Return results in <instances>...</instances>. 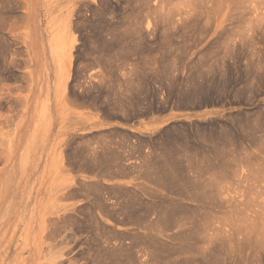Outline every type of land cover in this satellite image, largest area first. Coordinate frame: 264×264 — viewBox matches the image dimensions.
<instances>
[{
	"label": "rangeland",
	"instance_id": "374dc122",
	"mask_svg": "<svg viewBox=\"0 0 264 264\" xmlns=\"http://www.w3.org/2000/svg\"><path fill=\"white\" fill-rule=\"evenodd\" d=\"M233 1L0 0V152H2L0 153V264H71L73 259L76 264L77 262L78 264L92 263L91 256H88L89 254H87L86 250L93 245V241L90 242V237L93 236L92 233L94 231L87 229L88 227L86 229L78 227L77 223L74 224L72 223L73 221H70L69 216H72V220L76 214L78 215L76 217L82 220L79 223L81 224L84 221L82 224L87 225V207L93 199V194L88 193L87 184L89 182L95 183L98 179L90 181L87 175H81L78 180L72 177L69 179L67 176L59 175L58 173L63 163V156L54 124L58 119L62 118L61 107H65L66 95L69 98L86 103V105L97 101L95 103H98L97 107H107L110 103V107H114L116 111L121 109L123 101L125 105H130L132 102L131 106L133 105L134 107H148L149 105L146 102L151 101L154 105L156 104L155 107H161V109L162 107L193 108L204 106L223 107L225 109L222 115L191 122L187 127L189 126L192 131L199 125H209L210 121L232 125L231 122L237 118L241 120L244 118L245 120L246 116H250L256 110L264 111V0H257L259 2L257 6L258 2L256 0L252 1H256V3L254 2L255 5L250 3L251 0ZM31 3L34 4L38 11V25L34 27L30 16ZM132 4L135 8L132 7L136 10L131 7ZM255 7L260 8L263 12ZM128 10L129 12H127ZM138 11H141L140 14H138ZM123 14H126L125 17ZM130 14L132 15L130 16ZM134 18L136 19L134 20ZM32 27V33L39 46L40 65L38 67V76L40 82L38 90L41 91V104L38 111L31 118V115H28L30 114L27 111L28 107H26L27 99L35 93L37 88L34 86L33 80V71L36 68L35 62L30 44L27 42V35L31 32ZM67 59L70 61V76L64 90V85L61 83L64 76L60 70ZM167 60L168 62H166ZM217 66L220 68H217ZM136 68L137 70L134 71ZM191 73H194L193 76ZM206 77L207 80L205 81ZM218 78L231 79L227 83L226 91L224 90L225 99H227L224 103L203 102L204 104L201 103V106L200 103H193L198 102L196 98H193L192 102L188 99H182L191 91L199 93L201 89L203 90L202 93H217V84L222 81ZM128 79H133L136 86L132 85L127 92L125 89L123 90L125 86L121 87L122 84L126 85ZM214 80L216 81L214 82ZM198 81L199 83H201L200 81L204 82L203 85L205 86L201 83L203 87L199 89V83L198 86L196 83ZM139 82L142 84L140 85ZM110 87L112 88L111 90H109ZM251 91L256 95L249 98L247 94H251ZM235 92H247L244 94L247 98H238L235 96L237 94ZM114 94L119 97L114 96ZM110 96L117 99H112ZM128 96L131 97V100L126 98ZM154 97L157 99L155 100ZM149 98L150 100H148ZM93 99L96 100L94 101ZM115 100L119 101L120 104ZM51 107H57L56 111ZM125 109L123 108L122 110ZM28 116L29 122L23 130L24 143L18 145L12 155L11 142L16 136L20 125ZM198 138L199 136L195 132L191 139L192 143L195 142L193 146H196V148L193 147V150L194 148L195 150L199 149L200 144L202 145L201 147L203 145L207 146L205 141H202V143L201 139ZM254 143L256 147L251 144L250 148L252 147L254 151H259L257 152L259 153V160L258 158H253L250 161L255 163L257 160V164L258 161H262L260 156L264 154V147H261L264 146V139ZM75 146L77 147L74 148V153L77 152L76 156L79 154L77 157L74 155L77 160H80V157L82 160L84 157V163L88 161L87 144L80 143ZM188 147L187 145V154H189L187 152ZM70 149L71 145H68L69 152ZM77 149L80 151L78 150V152ZM190 149L189 151L191 152ZM251 163L244 161L242 162L244 165L237 168V164L233 166L228 161L225 165V170L228 169L227 166L231 168L226 171L228 172V179L225 178V184L220 181L221 184H219L215 181L220 189L217 186L212 187L215 183L208 187L211 190L215 188L213 189L215 191L212 190L213 197L211 196L213 202H221L215 200V198L220 199L219 194L223 203L226 201V203L228 201L235 203L240 201V203L242 202L241 204H246L247 202L248 210H245L244 216L240 214L243 218L237 215V218L233 217V219L236 218L235 220L230 219V221L233 220L231 222L224 220L223 217L219 224L215 221L218 231L221 232L210 230L209 236H212V239L213 235H216L217 238L214 236L216 242L215 240L211 242V239L203 240L200 245L205 247L200 248V245L197 244L200 249L197 246V249L195 248L196 251L194 252L193 250L191 252L192 255H190H199L197 260L195 256L192 262L187 261V263L182 259V257L185 258L188 255L186 254L178 262L180 261L183 264V260L184 263L186 262L185 264H207L204 255L201 256V249H205L203 250L204 253L208 248H213L210 250H212L213 254H216L215 256L218 260H221L218 264H223V262L224 264H258L253 262V258L256 257L253 256L255 251L259 254L258 256L264 257L263 250H261V255L253 247L254 245H251L253 243L252 239L258 238L261 240L264 238V232H262L264 228L261 226L264 223V217L261 218L264 215L262 213L264 212L262 209L264 207V204L262 205L264 198L263 194H261L264 193V167L260 163L257 165L252 164L253 166L250 165ZM258 165L261 174L257 172L258 174L255 175L257 179L255 176L252 178L251 171L258 169L254 167ZM235 166L238 172L234 170L232 173ZM250 173L251 176H249ZM237 174L238 176H236ZM259 175H263V177L261 176L262 180H260L261 184H259L260 182L257 183L258 179H261V177L258 178ZM237 177L241 178V180ZM246 180H248V183ZM100 183L102 186L104 185L102 181ZM256 184L263 187H257ZM146 185H139V189H143L142 187L145 186L144 189L147 190L150 188L161 190L156 185L148 184V188ZM222 185L225 186L223 187ZM256 187L258 191L261 188L257 193H259L260 197L262 195L261 198L263 200L256 196ZM216 188L219 190L218 192ZM72 189L73 191L71 192ZM144 189L139 191L144 193L146 191ZM214 192L219 193L216 194L218 197H215ZM252 194H255L257 200H261L260 205L263 206H261L262 208L260 207L261 210L258 208L259 205H256V203L259 204L260 202H257L254 198L255 196L252 197ZM119 199L122 200V198ZM113 200H116V198L111 197L109 199L108 197V203H112ZM212 200L210 201L212 202ZM254 200L256 203H254ZM192 201L191 203H198V201ZM251 202L252 204L250 205L249 203ZM244 208L246 209L247 207ZM254 210L255 212L256 210L262 211L263 215L259 213L258 216L260 215V218H258L256 215L258 212L253 213L252 211ZM223 213L219 212L221 215H225L228 212ZM255 218H257L256 221ZM257 221L259 223L262 221L259 226L256 225L258 224ZM69 223H71V226ZM133 224L123 222L116 224L114 228V233L119 234L116 235L115 239H112L111 245H114L116 249L118 248L117 250L124 251L122 253L131 249L132 251L134 249L138 251L143 246H133V231L138 227L137 224ZM65 225L68 227L67 229H65ZM173 232V229L169 231L170 234ZM261 233L263 236H260ZM117 236L118 239H116ZM119 236H121L120 239ZM219 238L223 239L219 241ZM249 238L251 241L247 240ZM227 239L230 240L228 241ZM222 240H224L225 244L221 245V247L225 246L222 248L223 251H221L222 249L219 245ZM206 242L210 243L207 244ZM122 248L124 250H121ZM217 251L218 253H216ZM141 254L142 252L140 251L138 255L141 256ZM87 256L90 258H87ZM142 258L145 260V256ZM256 258L258 259V257ZM259 264H264V262H259Z\"/></svg>",
	"mask_w": 264,
	"mask_h": 264
},
{
	"label": "bare ground",
	"instance_id": "6f19581e",
	"mask_svg": "<svg viewBox=\"0 0 264 264\" xmlns=\"http://www.w3.org/2000/svg\"><path fill=\"white\" fill-rule=\"evenodd\" d=\"M230 1V0H229ZM233 1V0H232ZM234 1H237V0H234ZM233 1V2H234ZM253 0H251L250 1V3H252V4H254V2L256 3V1H254V2H252ZM128 2H130V1H128ZM225 2V1H224ZM249 2V1H248ZM258 2V1H257ZM132 3V2H131ZM223 3V2H222ZM226 3V2H225ZM227 3H228V1H227ZM235 3H237V2H235ZM129 4V3H128ZM142 4H143V2H142ZM141 4V5H142ZM252 4H250V5H252ZM259 4V2L256 4V6ZM255 5V4H254ZM254 5H252V6H254ZM134 7V5L132 4L131 5V7ZM248 6V5H247ZM132 7V8H133ZM135 8V7H134ZM133 8V9H134ZM256 9H260V8H258V7H255ZM255 9V10H256ZM134 10H136V9H134ZM138 10V9H137ZM261 10V9H260ZM259 11V10H258ZM127 12H129V10L127 11ZM126 12V13H127ZM137 12V11H136ZM139 12V11H138ZM141 12V11H140ZM140 12L138 13V14H140ZM256 12V11H255ZM261 12H263L262 10H261ZM123 13H125V12H123ZM257 13V12H256ZM259 13V12H258ZM264 13V12H263ZM104 14V13H103ZM107 14V13H106ZM146 14V13H145ZM124 15V14H123ZM122 15V16H123ZM126 15V14H125ZM125 15H124V17H125ZM132 14H130V16H131ZM137 15V14H136ZM135 15V16H136ZM142 15V14H141ZM240 15V14H239ZM242 15V14H241ZM30 16H31V20H32V25H33V27L34 26H36V25H38V11H37V8L34 6V4H32L31 3V6H30ZM135 16H133V17H135ZM137 16H139V15H137ZM244 16V15H243ZM255 16V15H254ZM262 16H263V14H262ZM127 17H129L128 15H127ZM127 17H126V19H127ZM257 17V16H256ZM258 17H260L259 15H258ZM257 17V18H258ZM125 19V20H126ZM136 18H134V20H135ZM263 19V18H262ZM132 23V22H131ZM111 24V23H110ZM106 25H108V24H106ZM33 27H32V29H31V32L29 33V35H27V42L30 44V48H31V52H32V55H33V59H34V62H35V70L33 71V75H34V77H33V80H34V86H36L37 88H36V91H35V93L29 98V99H27V106L26 107H28L27 108V111H28V113H30V114H28L29 116L31 115V118L35 115V113L38 111V108H39V105L41 104V98H40V95H41V91L40 90H38L39 88H38V86H39V82H40V78H39V76H38V67H39V65H40V55H39V50H38V43H37V40L34 38V34L32 33V30H33ZM105 28H107V27H105ZM251 39H252V37H251ZM3 41V40H2ZM6 42V41H5ZM7 44V43H6ZM5 45V44H4ZM8 46V45H7ZM127 47V46H126ZM125 47V48H126ZM131 47V46H130ZM4 48H5V46H4ZM132 48V47H131ZM126 50V49H125ZM129 51H130V49H129ZM111 53H113V52H111ZM106 55H108V54H106ZM107 57V56H106ZM110 58V57H109ZM106 59V58H105ZM112 61V60H111ZM148 61V60H147ZM108 62V61H107ZM166 62H168V60L166 61ZM148 64H150V63H148ZM212 64H214V63H212ZM217 64V63H216ZM259 64V63H258ZM137 65V64H136ZM145 65V64H144ZM163 65V64H162ZM215 65V64H214ZM148 67V66H147ZM165 67V66H164ZM140 68V67H139ZM138 68V69H139ZM144 68V67H143ZM142 68V69H143ZM162 68V67H161ZM215 68H216V66H215ZM217 68H220V67H218L217 66ZM222 68V67H221ZM141 69V68H140ZM147 69V68H146ZM168 69V68H167ZM137 70V68L134 70V71H136ZM152 70V69H151ZM61 73L63 72V76H64V78H62V80H61V83H63V85H64V90L66 89V85H67V81H68V79H69V74H70V61H68V59H67V61L66 62H64V66L61 68ZM133 71V70H132ZM133 71V72H134ZM139 71H141V70H139ZM168 71V70H167ZM170 71V70H169ZM168 71V72H169ZM112 72V71H111ZM170 72H172V71H170ZM223 72V71H222ZM135 73V72H134ZM225 73V72H224ZM138 74V73H137ZM192 74V73H191ZM194 74V73H193ZM193 74H192V76H193ZM241 74V73H240ZM243 74V73H242ZM226 75V74H225ZM264 75V74H263ZM200 76V75H199ZM167 77V76H166ZM202 77V76H201ZM200 77V78H201ZM215 77V76H214ZM220 77V76H219ZM249 77V76H248ZM261 77H263V76H261ZM60 78H61V76H60ZM135 78V77H134ZM139 78H141V77H139ZM197 78V77H196ZM205 78V77H204ZM216 78V77H215ZM236 78H237V76H236ZM254 78V77H253ZM192 79V78H191ZM202 79V78H201ZM218 79H220V78H218ZM255 79V78H254ZM260 79V78H259ZM263 79H264V77H263ZM195 80V79H194ZM199 80V79H198ZM207 80V77H206V79H205V81ZM220 80H222L221 82H218V90H217V93H207V92H205V93H202V87L203 86H205V85H203L204 84V82L202 83V81H200L201 83H202V85H201V83H199V81L198 82H196L197 83V86H198V83H199V86H198V88L199 89H201L200 91L201 92H199V93H197V92H195V91H191L189 94H186V96H184V98H182V99H188V100H191V102L194 100L193 98H196V99H198L197 101L198 102H193V103H200V105H201V103H209V102H219V103H224L227 99H225V97H226V94H224V90L225 89H227V83L228 82H230L231 81V79L229 78V79H226V78H224V79H220ZM230 80V81H229ZM237 80V79H236ZM129 81V82H128ZM175 81H176V79H175ZM174 81V82H175ZM197 81V80H196ZM210 81V80H209ZM216 80H214V82H215ZM241 81V80H240ZM253 81H255V80H253ZM128 82V83H127ZM127 82H126V85H123L122 84V87L121 88H123V86H125V88H123V90L125 89V91H127V90H130V87H132V85H134V80L132 79H128L127 80ZM141 82V81H140ZM139 82V83H140ZM145 82V81H144ZM174 82H173V84H174ZM208 82V81H207ZM258 82V81H257ZM263 82V81H262ZM139 83H138V85H139ZM176 83V82H175ZM246 83V82H245ZM256 83V82H255ZM260 84H261V82H259ZM106 84V83H105ZM142 83H140V85H141ZM192 84V83H191ZM210 84H211V82H210ZM213 84V83H212ZM229 84H231V83H229ZM263 84V83H262ZM137 85V86H138ZM139 85V86H140ZM145 85V84H144ZM154 85V84H153ZM171 85H172V83H171ZM189 85V84H188ZM240 85V84H239ZM107 86H108V88H109V85L107 84ZM106 86V87H107ZM136 85H134V87H135ZM186 86V85H185ZM195 86V85H194ZM112 87V86H111ZM110 87V89L109 90H111L112 88ZM141 87V86H140ZM174 87V86H173ZM248 87V86H247ZM142 88V87H141ZM185 88V87H184ZM183 88V89H184ZM208 88H209V86H208ZM252 88V87H251ZM250 88V89H251ZM118 89H120V88H118ZM133 89V88H132ZM135 89V88H134ZM154 89V88H153ZM181 89V88H180ZM186 89H187V86H186ZM198 89V90H199ZM245 89H246V87H245ZM249 89V88H248ZM114 90V89H113ZM121 90V89H120ZM150 90H151V88H150ZM149 90V91H150ZM242 90V89H241ZM252 90V89H251ZM116 91V90H115ZM125 91H123L124 93H125ZM181 91V90H180ZM186 91V90H185ZM188 91V90H187ZM189 91H190V89H189ZM226 91V90H225ZM239 91V90H238ZM245 91V90H244ZM248 91V90H247ZM109 92H111V91H109ZM117 92V91H116ZM128 92V91H127ZM147 92V91H146ZM183 92V91H182ZM114 93V92H113ZM123 93V94H124ZM150 93V92H149ZM148 93V94H149ZM178 93H181V92H178ZM235 93H237V92H235ZM234 93V94H235ZM245 93H247V92H238L237 94H235V96L236 97H238V98H245L246 96L244 95ZM100 94V93H99ZM106 94V93H105ZM104 94V95H105ZM110 94H112V93H110ZM147 94V95H148ZM234 94H233V96H234ZM91 95V94H90ZM113 95V94H112ZM111 95V96H112ZM116 94H114V96H115ZM120 95V94H119ZM138 95H139V93H138ZM150 95V94H149ZM152 95V94H151ZM173 95V94H172ZM248 95V97L250 98H252V97H254L256 94L255 93H253L252 91H251V94H247ZM110 96V97H111ZM116 96H118V95H116ZM134 96V95H133ZM132 96V97H133ZM232 96V95H231ZM119 97V96H118ZM129 97V98H128ZM128 97H126L128 100L131 98L130 96H128ZM149 97V96H148ZM158 97V96H157ZM183 97V96H182ZM228 97V96H227ZM94 98H97V97H94ZM107 98H108V96H107ZM112 98V97H111ZM159 98V97H158ZM247 98V97H246ZM245 98V99H246ZM112 99H117V98H112ZM122 99V98H121ZM139 99V98H138ZM154 99L156 100L157 98H155L154 97ZM195 99V100H196ZM60 100V99H59ZM94 100V99H93ZM96 100V99H95ZM94 100V101H95ZM109 100V99H108ZM123 100V99H122ZM122 100L120 101V99H119V101L120 102H122ZM131 100V99H130ZM137 100V99H136ZM148 100H150V98L148 99ZM153 100V99H152ZM167 100V99H166ZM166 100H165V102H166ZM111 101V100H110ZM114 101V100H113ZM115 101H117V100H115ZM119 101H117V102H119ZM138 101V100H137ZM141 101V100H140ZM159 101V100H158ZM168 101V100H167ZM183 101V100H182ZM185 101V100H184ZM187 101V100H186ZM91 102V101H90ZM97 102V101H96ZM95 102V103H96ZM100 102H101V100H100ZM120 102H119V104H120ZM124 102V101H123ZM122 102V107H126V109H128V108H131V107H133L134 108V106L132 105L131 106V104H132V102H131V104L130 105H125L124 103ZM130 102V101H129ZM143 102V101H142ZM141 102V103H142ZM179 102V101H178ZM177 102V103H178ZM190 102V103H191ZM127 103V102H126ZM149 106L148 107H154V108H156L157 109V106L155 107V105H154V103L153 102H151V101H149V102H146ZM186 103V102H185ZM189 103V104H190ZM203 103V104H204ZM83 104V103H82ZM86 104V103H85ZM124 104V105H123ZM145 104V103H144ZM158 104V103H157ZM176 104V103H175ZM192 104V103H191ZM190 104V105H191ZM95 105H98V103L97 104H95ZM114 105V104H113ZM116 105V104H115ZM194 105V104H193ZM199 105V106H200ZM105 106H107V105H105ZM117 106V105H116ZM142 106V105H141ZM198 106V105H197ZM202 106V105H201ZM97 107V106H96ZM108 108L110 107V103H109V106H107ZM263 107V106H262ZM100 108V107H99ZM107 109V108H106ZM136 109V108H135ZM144 109V108H143ZM155 109V110H156ZM108 110V109H107ZM152 110V109H151ZM112 111V110H111ZM122 111V110H121ZM126 110H124V112H125ZM128 111H130V109H128ZM150 111V110H149ZM158 111V110H157ZM103 112H104V109H103ZM109 113H110V111H108ZM140 112V111H139ZM143 112V110L140 112V113H142ZM154 112V111H153ZM156 112V111H155ZM99 113H102L101 112V110L99 111ZM104 113H107L106 111L104 112ZM132 113V112H131ZM130 113V114H131ZM111 114V113H110ZM109 114V115H110ZM112 114H113V112H112ZM126 114V113H125ZM134 114V112L131 114V115H133ZM127 115H129V114H127ZM127 115L126 116H124V117H127ZM29 116L28 117H26L25 118V121L20 125V127H19V130H17V134H16V136L13 138V141L11 142V153H12V155H13V153H14V151L16 150V147L18 146V145H21L22 143H24V129H25V126H27V124H28V122H29ZM116 116V115H115ZM111 117H113V116H111ZM123 117V118H124ZM247 118H245V120H244V118H243V120H241V119H239V118H237V119H235L233 122H231L232 123V125L230 124L229 125V123H220V122H214V121H210V123H209V125H206L205 124V126L204 125H199V126H197V127H195L194 129L196 130H194L196 133H197V135L199 136V138L198 139H201L200 141L202 142H206L207 143V146L205 145H203V147H201L202 145L200 144V143H198V144H200L199 145V149H196L195 150V148H196V146H193V144H195V142H193L192 143V138H193V136H194V134H195V132L194 131H192V130H190V128L189 127H187L185 124H184V126H186V127H184L182 124L180 125V126H183V130H182V132H181V134L183 135V137H184V135H185V137L183 138V140H186L187 142L185 143V145L188 143L189 145V147H188V150H187V152H189V154H187L186 153V148H184V151H185V153H184V151H183V146H180V148H179V150L181 149L182 151V154L185 156L186 154V157H184V156H182L181 154V156L180 157H184V158H179V157H177L178 155H179V150L178 149H176V150H173L174 149V147H173V153L171 152V154H175L176 153V155L174 156V155H171L170 154V156H174V158L173 157H168L167 155H169V152H170V149L172 148H170V147H168V148H170V149H168L167 147V150H169V152H166L165 151V148L163 149L162 147H161V143H160V141L162 142V141H165L166 139H160V137H159V140L160 141H158V143H160L159 145H160V147H156V146H158V143L157 144H155V146H154V141L152 142V146L153 147H156V148H159L160 150L162 149V151H160V150H158L157 152L159 153H157L156 152V154H157V156L159 157L158 159L160 160V157L162 158L163 156V151H164V155L166 154V153H168V154H166V156H164V158H165V160H166V158H172V159H168V160H166L167 162H168V166H166L165 167V165H160V162L161 161H159V163H158V165L157 164H155V165H157V168H156V170L157 171H159L158 173H157V176H155V177H149V178H151V180L148 178V175H150L149 174V172H148V168L146 169L145 168V166H146V164H144L142 161H140V162H142L145 166L143 167L144 169L143 170H147L146 172L144 171V173L146 174V176H145V174L142 172L143 170H141L140 172H142V174H144V176L146 177V180H148V181H150L151 183L153 182V183H156V182H154V180L155 181H157V179H158V184H159V186H164V188H166L165 186H167L166 185V182H168L167 184H170V185H172V186H170V187H172V188H169V189H171V191H170V193L169 194H167V193H163L162 191H160V190H155L154 188H150L151 190H147V189H144L145 188V186L144 187H142L143 189H144V191L145 190H147L146 191V194L148 193V195H149V193L152 191V189H153V191L155 190V193L157 194H155L157 197L159 196L160 198V200L161 201H163L162 203H155V202H157V201H154V203L153 202H150L149 201V198H147V200L149 201H147L146 200V198H144L145 200H143V198H141V197H144V196H142V193H141V201H140V198H138L139 196H140V192L138 191V190H136V191H134L135 189H130V188H128V189H130V190H133V191H125L124 190V192H123V189H122V191H118L116 188V186H117V184H113V187H114V185H116L115 187L116 188H113L112 187V189L110 190V188H111V185H109L110 186V188L108 189V188H106V187H104V185L102 186V184L100 183L101 181H102V179H101V176L100 175H102L103 176V174H104V176H105V172H103V170L105 171V170H107V168L108 169H110L109 168V165H107L106 167H105V165H104V167L106 168V169H103L102 170V172H100L99 170V173H98V176H100V178H98V180L95 182V183H88L87 185H88V193L90 194H93V199L90 201V203H89V205H88V207H87V215H86V217H88L87 219H88V221H86V222H88L89 223V225H88V223H86L87 225H83L82 223L84 222H81V224L79 223L80 222V220L76 217V216H78V215H74L75 216V218H73V219H75V220H71V217L72 216H69L70 217V221L72 222V223H74V224H76L77 223V225H78V227L80 226V227H84V229H86L87 227V229H90V230H92V231H94L93 233H92V235L93 236H91L90 237V239H91V241L90 242H92L93 241V245L92 246H90L89 247V249L88 250H86L87 251V254H89L88 256H91V258L90 257H88L87 256V258H90V259H92L91 260V262L92 263H90V264H181L180 263V259H181V257L182 256H184V255H186V254H188V255H186L185 256V258L184 257H182V259H184V261H190V262H192V260L194 259V257L196 256V260H197V256H199V255H197V254H195V255H193V256H190V255H192L191 254V252L194 250V252L196 251L195 250V248L197 249V246H198V249H200V248H203V247H205V246H201L200 244L201 243H203L202 241L203 240H205V241H207L206 239H211V237L209 236L210 235V233H209V231L210 230H216V231H218V228L216 227V225H217V223L219 224V221H222V219L224 218V220H228V221H230V219L232 218L233 219V217H238L240 214H244L245 215V210L247 211L248 210V203L246 202V204H241L240 203V201H237V203H235V202H232V201H228V203L230 202V204H228V203H223L222 202V199H221V197H220V194L219 193H216V192H214V195H215V197L217 196L216 194H219V198L220 199H217V198H215V200H219V201H221V202H213V200L211 199V196L213 195V191H215V190H213V189H215V188H213L212 190L210 189V188H208V187H211L212 185H213V183H215L214 184V186H212V187H218V185H216L217 183H219V184H221V183H223V184H225L224 183V181H225V178H227L228 177V172H226L227 170H230V168L231 167H229V166H227L228 167V169L227 170H225L226 169V167H225V165L227 164V162L229 161V162H231L232 163V165L234 166L235 164H237L238 166H237V168H239V167H241V165H244V164H242V162H244V161H247V162H250L251 163V161L250 160H252L253 158H255V159H257L258 158V160H259V157H258V154L259 153H257V152H259V151H257V150H255L254 151V149L251 147L250 148V146H251V144H254L253 146L254 147H256V145H255V143L254 142H256V141H262L263 139H264V111L263 110H256V111H254V112H252V114L250 115V116H246ZM220 124V125H219ZM219 125V126H218ZM195 126H196V124H195ZM173 127H175V126H173ZM178 127V126H177ZM217 128H219L218 130H217ZM166 129V128H165ZM178 129H179V127H178ZM178 129H175V131H176V133L178 132L179 133V131L181 130H178ZM192 129V128H191ZM170 130H172V128L170 129ZM23 131V132H22ZM107 131V130H106ZM109 132L110 131H112V130H108ZM107 131V132H108ZM162 131V130H161ZM169 131V130H168ZM174 131V130H173ZM183 131H184V134H183ZM108 132V133H109ZM116 132H117V130H116ZM118 132H120V130L118 131ZM152 132V131H151ZM171 132V131H170ZM100 133V132H99ZM103 133H104V131H103ZM102 132L100 133V134H103ZM163 133L164 132H161V134L160 135H162V138H163ZM167 133H169V132H167ZM167 133H165L166 135H168ZM95 134H97V133H95ZM94 134V139L95 138H100L101 137V141H98V144L100 143V145H102V139L105 137H108L107 135H101V136H99L98 134H97V137H96V135ZM113 135V133H111L110 132V135ZM125 134H127V133H122V135H124V136H126V137H128L129 135H125ZM131 134H132V132H131ZM171 134H172V132L170 133V136H171ZM173 134H174V132H173ZM180 134V133H179ZM137 135V134H136ZM165 135V136H166ZM177 135V134H176ZM175 134H174V136L173 137H171L172 139L176 136ZM102 136H104L103 138H102ZM116 136V137H115ZM117 136L118 135H115L114 134V136L113 137H111L110 138V136H109V140L111 139H115V138H117ZM143 136V135H142ZM126 137H125V143L124 144H122V145H124L123 147H125L126 148V151H129L130 150V147H129V150L127 149L128 147H127V144H126ZM130 137V136H129ZM177 137H180V136H177ZM144 138V137H143ZM156 137H154L153 139H155ZM166 138H168V137H166ZM185 138H187V139H185ZM195 138V137H194ZM196 138H197V136H196ZM91 139H92V137H91ZM120 139V138H119ZM123 139L121 140L122 142H124L123 141ZM130 139H132V138H130ZM129 139V140H130ZM149 139V138H148ZM147 139V140H148ZM171 139V141L170 140H168V142L170 141V143L171 142H173L175 139H176V137L174 138V140H172ZM179 139V138H178ZM178 139L177 140H175L177 143H174V145L176 144V146H177V144L179 145V143H181L180 142V139H179V141H178ZM182 139V138H181ZM203 139V140H202ZM107 141V138H106V142L104 141V139H103V142H104V144L106 143V144H109L108 142H110V141ZM117 140V139H116ZM128 140V139H127ZM146 140V141H147ZM158 140V139H157ZM85 141V140H84ZM86 141H87V143H88V139H86ZM92 142H94V140H91ZM114 142H115V140H113ZM120 141V140H119ZM141 141V140H140ZM145 141V142H146ZM167 141V140H166ZM199 140H198V142H200ZM95 142H97V141H95ZM113 142V143H114ZM130 142V141H129ZM143 142V141H142ZM141 142V143H142ZM149 142V141H148ZM157 142V141H156ZM185 142V141H184ZM202 142V143H203ZM91 143V142H90ZM164 143V142H163ZM162 143V146L163 145H165V144H163ZM208 143H210V144H208ZM259 143H261V142H259ZM83 144H86V143H83ZM92 144H94V143H91V144H88V146L89 145H92ZM118 144H120L121 145V143L119 142V143H117V145ZM126 144V145H125ZM144 144H146V143H144ZM167 144H169V143H167ZM198 144H196L197 146H198ZM97 145V144H96ZM95 145V146H96ZM112 145L113 144H110V146L111 147H105L106 145H104V146H99V147H101V149H103V147H105V149H106V151L104 150L103 151V155H105V152H106V154H108L109 156L108 157H113V153H111V152H114V150H115V147L113 148L114 150H111L112 149ZM117 145H116V147H117ZM119 145V146H120ZM143 145V144H142ZM150 145V146H151ZM170 145V144H169ZM174 145H172V146H174ZM181 145H184L183 143L181 144ZM264 145V144H263ZM94 145L92 146V148L93 147H95ZM108 146V145H107ZM114 146H115V143H114ZM147 146V145H146ZM148 146H149V144H148ZM187 146V145H186ZM77 147V146H76ZM76 147H74V148H76ZM80 147V146H79ZM82 147V146H81ZM122 147V146H121ZM122 147V148H123ZM134 147V146H133ZM137 147V146H136ZM139 147V146H138ZM137 147V148H138ZM141 147H144V145L143 146H141ZM153 147H151L152 148V150H153ZM164 147V146H163ZM179 146H177V147H175V148H178ZM182 147V148H181ZM193 147H195L194 148V150H193ZM261 147H264V146H261ZM73 148V149H74ZM92 148H91V150H92ZM121 148V149H122ZM125 148H124V150H125ZM149 148V147H148ZM156 148H154V149H156ZM191 148V149H190ZM259 148V147H258ZM257 148V149H258ZM82 149V148H81ZM109 150V152H110V154H109V152H108V150ZM118 149H119V147H118ZM141 149V148H140ZM140 149H138V150H140ZM189 149L191 150V152L189 151ZM260 149H263V148H260ZM259 149V150H260ZM76 150V149H75ZM79 149H77V151H78ZM86 150V149H85ZM99 150V149H98ZM111 150V151H110ZM123 150V151H124ZM132 150H134V149H132ZM142 150V149H141ZM171 150V151H172ZM71 151H73V150H71ZM80 151V150H79ZM78 151V152H79ZM83 151V150H82ZM93 151H94V148H93ZM100 151V150H99ZM123 151H120L121 153H123ZM126 151H124L125 152V155L124 156H127L126 155ZM137 150H135V152H136ZM156 151V150H155ZM161 152V156H160V152ZM175 151V152H174ZM196 151V152H195ZM75 151H73L72 153H74ZM108 152V153H107ZM116 152H118L119 153V150H115V152H114V154H115V156L117 155L116 154ZM129 152H131V151H129ZM140 152V151H139ZM141 152H144V149H143V151H141ZM140 152V153H141ZM151 152H153L154 154H155V152H154V150L153 151H151L150 150V153ZM166 152V153H165ZM180 152V153H181ZM261 152V151H260ZM0 153H2V152H0ZM72 153H71V155H70V157L72 156ZM77 153V152H76ZM76 153H74V155L76 154ZM89 153H91V152H89ZM88 153V155H91L90 157L92 158V159H90V158H88L89 160H91L90 162H92V163H90L89 162V160L88 161H86L85 163H84V157H83V162H82V160H81V157H80V160H77V156L79 155V154H77V156L75 157L76 158V160L77 161H80V162H77L75 159H74V162H72V163H74V164H77L80 168H83V169H86V170H88V172L91 170V172L90 173H92V171H93V173H94V170H92L93 168H94V166H95V169H96V166L97 167H99V169L102 167L101 165H103L104 164V162L103 163H101L100 162V159H102V157H103V160H101V161H105V157L104 156H98V151H97V153H96V156H98L97 158H96V156L93 158L92 157V154H89ZM95 153V152H94ZM102 153V152H101ZM153 153H151V154H153ZM177 153H178V155H177ZM264 153V152H263ZM112 154V155H111ZM124 154V153H123ZM122 154V155H123ZM127 154H129L128 152H127ZM131 154V153H130ZM129 154V155H130ZM142 154H144V153H142ZM142 154H140V155H142ZM146 154H148V151L146 152ZM150 154V155H151ZM156 154L155 155H152L153 157H156L157 158V156H156ZM195 154V155H194ZM220 154H222L221 156H220ZM87 155V156H88ZM93 155H95V154H93ZM119 155V154H118ZM121 155V157H123ZM127 156V158L128 159H126V158H124L123 157V159L121 160V159H119V157H118V159L120 160V161H123L124 159H125V163L127 162L126 160H129V157L130 156ZM132 155H133V153H132ZM145 155V154H144ZM149 155V154H148ZM147 155V156H148ZM149 155V156H150ZM263 156H260V160L262 159V163L261 162H259L258 161V163L257 164H262L263 165V167H264V154H262ZM113 157V160H117L118 161V159L116 158V157ZM120 156V155H119ZM143 156V155H142ZM146 156V155H145ZM143 157V158H145V159H147L148 157ZM197 156V157H196ZM9 157V156H8ZM73 157V156H72ZM73 157V158H74ZM89 157V156H88ZM99 157H101L100 159H99ZM107 157V155H106V159L108 158ZM153 157H152V160H153ZM79 158V157H78ZM114 158H116V159H114ZM142 158V157H141ZM151 157H149L148 158V161L147 160H143V161H147V162H149V159H150ZM155 158V159H156ZM163 158V159H164ZM6 159V158H5ZM72 159V158H71ZM109 159V158H108ZM106 160V161H108V162H106V163H112L113 164V160L111 161V160ZM68 160V159H67ZM151 160V159H150ZM162 160V159H161ZM69 161V160H68ZM71 161V160H70ZM73 161V160H72ZM117 161H114V162H117ZM120 161H119V163H120ZM153 161H155L154 163H157L158 161L157 160H153ZM163 161L164 160H162V163H163ZM224 161V162H223ZM255 161V160H254ZM82 162V163H81ZM95 162H96V164H95ZM134 162H136V161H134ZM137 162H138V160H137ZM256 162H257V160L255 161V163L252 161V163L250 164V165H255L256 164ZM87 163V164H86ZM119 163H117L116 165H120V166H124V165H127V164H124L123 162H121V163H123L124 165H121V163L119 164ZM127 163H130V162H127ZM139 163V162H138ZM137 163V164H138ZM141 163V164H142ZM153 163V164H154ZM70 165H72L71 163H69ZM89 164H91V167H93L92 169H91V167H90V165ZM95 164V165H94ZM101 164V165H100ZM131 164V163H130ZM129 164V165H130ZM141 164L139 165V166H141ZM166 164V163H165ZM256 164V165H257ZM128 165V166H129ZM134 165V164H133ZM133 165H131V166H133ZM137 165V166H138ZM151 165V164H150ZM154 165V166H155ZM160 165V166H159ZM252 165V166H253ZM262 165H260V166H262ZM75 166V165H74ZM128 166H125V167H128ZM134 166H136V165H134ZM136 166V168H141V167H137ZM149 166V165H148ZM246 166V165H245ZM88 167H89V169H88ZM111 167V166H110ZM124 167V168H125ZM130 167V166H129ZM147 167V166H146ZM150 168L151 167H153L152 165L151 166H149ZM247 167H248V165H247ZM255 167V169L256 168H258L259 167V165L258 166H254ZM262 167V168H263ZM72 168H74V167H72ZM75 168H77V167H75ZM74 168V169H75ZM79 168V169H80ZM111 168H113V170H115V171H112V172H110V171H108V172H110L111 174H113V172H115L114 174H113V176H116L118 173H120V172H118V171H121V170H119V169H117L116 167H111ZM131 168V167H130ZM133 168V167H132ZM132 168H131V170H132ZM149 168V169H150ZM160 170H159V169ZM168 169L166 172H165V169ZM195 168H197V169H195ZM236 168V166H235V168H233V170H232V173L234 172V170L235 171H237L238 169ZM129 169V168H128ZM153 170H154V168H152ZM196 171H195V170ZM259 169L260 168H258V169H256V170H252L251 171V169H249V171H251V173H252V175L253 176H251V173H250V175L249 176H251L252 178L256 175V174H258L259 172V174H261V171H259ZM86 170H83V171H86ZM97 170V169H96ZM101 170V169H100ZM126 170H127V168H126ZM130 170V171H131ZM137 170V169H136ZM136 170L134 169V172H136ZM151 170V169H150ZM197 170H198V172H197ZM215 170H216V172H215ZM217 170H219L220 171V173H219V171H217ZM97 171V172H98ZM127 171H129V170H127ZM138 171H139V169H138ZM137 171V172H138ZM156 171V172H157ZM193 171H195V173H193ZM256 171V173L254 174V172ZM108 172H106V173H108ZM122 172V174L124 175V170H122L121 171ZM124 172V173H123ZM151 174L153 175L154 174V172L151 170ZM218 172V173H217ZM238 172V171H237ZM258 172V173H257ZM102 173V174H101ZM110 173H108L109 174V176H110ZM117 173V174H116ZM132 173V172H131ZM263 173V172H262ZM97 174V173H96ZM148 174V175H147ZM156 174V173H155ZM159 174V175H158ZM220 174V175H219ZM238 174H240V173H238ZM238 174L236 175V176H238ZM119 175H121V173L119 174ZM119 175H117V176H119ZM128 175V174H127ZM130 175V174H129ZM136 175V174H135ZM207 175H209V176H207ZM229 175H230V172H229ZM264 175V174H263ZM263 175H259L258 176V178L259 177H263ZM97 176V175H96ZM109 176H107V174H106V177H109ZM137 176H139V175H137ZM143 176V177H144ZM142 177V176H141ZM142 177V178H143ZM144 177V178H145ZM235 177V176H234ZM243 177L244 178H246V176H244L243 175ZM262 177H261V179L259 178L258 180V182L257 183H259L260 182V180H262ZM148 178V179H147ZM152 178H154V180L152 179ZM237 178H239V177H237ZM255 178H256V176H255ZM228 179V178H227ZM226 179V180H227ZM236 179V178H235ZM240 180H241V178H239ZM239 179H237V180H239ZM257 179V178H256ZM104 180V179H103ZM230 180H231V178H230ZM245 180V179H244ZM249 180H250V178H249ZM252 180V179H251ZM255 180V179H254ZM83 181V180H82ZM148 181H146L147 182V184H149L148 183ZM217 183H216V182ZM221 183H220V182ZM248 180H246V182H247ZM141 182V181H140ZM233 182H235V181H233ZM238 182V181H237ZM240 182V181H239ZM252 182V181H251ZM254 182H256V181H254ZM137 184L139 183V182H136ZM156 183V184H157ZM242 183V182H241ZM248 183V182H247ZM264 183V182H263ZM81 184V183H80ZM120 183H118V185H119ZM226 184H228V182H226ZM240 184V183H239ZM259 184H261V182L259 183ZM259 184L257 185V187L259 186ZM144 185H146V184H144ZM236 185V184H235ZM242 185V184H241ZM240 185V186H241ZM85 186V185H84ZM128 186V185H127ZM126 186V187H127ZM131 186V185H130ZM141 186V185H140ZM148 186L149 185H146V187L148 188ZM169 186V185H168ZM223 187L225 186V185H222ZM221 186V188H223ZM230 186V185H229ZM243 186V185H242ZM262 186V185H261ZM261 186H259V187H261ZM86 187V186H85ZM119 187V186H118ZM161 187V188H162ZM230 187H232V186H230ZM256 187V189H257V191H256V193L257 192H259L260 190H261V188H259L260 190L258 191V188ZM263 187V186H262ZM124 188V187H123ZM219 189H220V187H218ZM226 188V187H225ZM224 188V189H225ZM235 188V187H234ZM238 188V187H237ZM114 189H116V190H114ZM119 189H121V188H119ZM127 189V190H128ZM137 189V188H136ZM143 189H139V190H141V191H143ZM158 189V188H157ZM168 189V188H167ZM217 189V188H216ZM227 189V188H226ZM232 189V188H231ZM249 189V188H248ZM252 190H253V188H251ZM264 189V188H263ZM236 190V189H235ZM247 190V189H246ZM69 191V190H68ZM73 191V189L71 190V192ZM116 192V194L114 195V194H112L111 192ZM168 192H169V190H167ZM217 192L219 191L218 189L216 190ZM221 191V190H220ZM227 191V190H226ZM225 191V192H226ZM240 191V190H239ZM253 191H255V190H253ZM264 191V190H263ZM117 192L119 193V196H117L116 197V195H118L117 194ZM165 192V191H164ZM204 194V195H206V196H202V193ZM222 192V191H221ZM220 192V193H221ZM223 192H224V190H223ZM262 192V191H261ZM260 192V193H261ZM74 193V192H73ZM152 193H154V192H151V200L153 199V198H155V200L157 199L158 200V198H156L155 196H153L154 194H152ZM187 193L189 194V197H190V193H191V198H190V200L192 201V200H195V201H198V204H196V203H194V204H191V202H189L190 203V206H189V204H183L182 203V201L183 200H185V199H187L186 198V196H187ZM200 193V194H199ZM251 193V192H250ZM145 193H143V195H144ZM248 194V193H247ZM259 193H257V197L259 196L258 195ZM261 194H263V198H264V193H261ZM81 195V194H80ZM148 195H146L145 197H147ZM149 195V196H150ZM253 195V194H252ZM115 196V198H116V200H113L112 201V203L111 202H109L108 203V197H109V199H111V197H114ZM222 196H224V195H222ZM249 196V195H248ZM255 196V194L252 196V197H254ZM254 197L255 198V200H257V197ZM162 197V198H161ZM213 197V196H212ZM218 197V196H217ZM232 197V196H231ZM249 197H251V196H249ZM260 197V196H259ZM258 197V198H259ZM261 197H262V195H261ZM260 197V199L261 200H263V198H261ZM119 198H122V200L121 199H119ZM253 198V199H254ZM214 199V198H213ZM252 199V198H251ZM107 200V201H106ZM154 200V199H153ZM210 200H212V202L210 201ZM255 200H254V203H256L255 202ZM261 200L259 201V200H257V202L259 201L260 203L259 204H257L256 203V205H259V210H261L260 209V207L264 204V203H262V205H260L261 204ZM225 201V200H224ZM234 201V200H233ZM242 201V200H241ZM87 202H89V201H87ZM158 202H160V201H158ZM185 202L186 203H188V201H186L185 200ZM193 202V201H192ZM232 202V203H231ZM239 202V203H238ZM262 202H264V201H262ZM111 203V204H110ZM250 205L252 204V202L251 203H249ZM193 205V206H192ZM249 205V206H250ZM255 205V204H254ZM264 206V205H263ZM262 206V207H263ZM50 207V206H49ZM244 207H247L246 209L244 208ZM261 207V208H262ZM225 208H227L226 209V211H225ZM229 208V209H228ZM257 208V209H258ZM82 209H83V207H82ZM253 209V208H252ZM263 209V211H264V207L262 208ZM84 210V209H83ZM250 210V209H249ZM257 211L256 210V212H258V213H256L255 212V210L254 211H252L253 213L255 212L256 213V215L258 216V214L260 213L261 215H263L264 214V212H260V211ZM219 212L220 213H222V214H224L223 212H228V213H226L225 215H221V214H219ZM251 212V211H250ZM77 213V212H76ZM82 213V212H81ZM80 213V214H81ZM78 214V213H77ZM251 214V213H250ZM69 215H71V214H69ZM73 215V214H72ZM219 215V216H218ZM234 215H236V216H234ZM238 215V216H237ZM243 215V216H244ZM252 215H254V214H252ZM255 215V216H256ZM68 216V215H67ZM241 216V215H240ZM260 216V215H259ZM258 216V218H260ZM69 217H67V218H69ZM81 217V216H80ZM85 217V216H84ZM223 217V218H222ZM242 217V216H241ZM240 217V218H241ZM249 217H250V215H249ZM264 217V215L261 217V218H263ZM236 218H234L233 220H235ZM243 218V217H242ZM256 219L257 218H255V221H256ZM83 220H84V218H83ZM218 220V221H217ZM233 220H231V221H233ZM239 220V219H238ZM82 221V220H81ZM217 223H216V222ZM230 221V222H231ZM248 221V220H247ZM63 222H65V221H63ZM123 222H125V223H127V222H129V223H134V224H137L138 225V227H136V229H134V231H133V234H134V238H132L133 239V246H139L140 247V245L142 246L141 247V249L140 250H138V251H136L135 249V251L133 250L132 251V249L130 250V251H127V252H125V253H122V252H124V251H120V250H117L116 248H114V245H111V241H112V239H115V237H116V235H118V234H116V233H114V231H115V226H116V224H119V223H123ZM227 222V221H226ZM236 222V221H235ZM258 222V224H256V225H260V223L262 222H260L259 223V221H257ZM256 222V223H257ZM264 222V221H263ZM223 223V222H222ZM253 223V222H252ZM255 223V222H254ZM56 224L58 225V223L56 222ZM55 224V225H56ZM70 224V226H71V223H69ZM133 224V225H134ZM235 224V223H234ZM263 225H264V223H262ZM261 224V226H262V228H264L263 227V225ZM56 225V226H57ZM228 225H230L229 223H228ZM255 225V226H256ZM68 226V225H67ZM236 226V225H235ZM238 226V225H237ZM60 227H62V226H60ZM65 227H66V225H65ZM222 227V226H221ZM220 227V228H221ZM224 227V226H223ZM251 227H252V225H251ZM68 227H66L65 229H67ZM256 229L258 228V227H255ZM261 228V229H262ZM56 229V228H55ZM54 229V230H55ZM81 229V228H80ZM133 229V228H132ZM174 230V232L173 233H169V231L170 230ZM224 229V228H223ZM251 229V228H250ZM259 229V228H258ZM82 230V229H81ZM224 230H226V229H224ZM253 230V229H252ZM66 231V230H65ZM75 231V230H74ZM78 231V230H77ZM87 231V230H86ZM56 232V231H55ZM59 232V231H58ZM62 232H63V230H62ZM72 232H73V230L71 231V234H72ZM118 232V231H117ZM219 232H221V231H218V233ZM262 232H264V229H263V231ZM57 233V232H56ZM114 233V234H113ZM213 233V232H212ZM215 233V232H214ZM217 233V232H216ZM220 234H222V233H220ZM219 234V235H220ZM126 235V234H125ZM213 235V234H212ZM263 236V234L261 233L260 234V236ZM73 236V235H72ZM124 236V235H123ZM214 236H216V235H213V238L211 239V242L213 241V240H215L214 239ZM222 236V235H221ZM223 236H224V233H223ZM125 237V236H124ZM130 237V236H129ZM208 237V238H207ZM210 237V238H209ZM225 237V236H224ZM66 238H67V236H66ZM121 238V236H119V239ZM216 238H217V236H216ZM226 238V237H225ZM255 238V237H254ZM52 239V238H51ZM116 239H118V236H117V238ZM221 239H223V238H221ZM220 238H219V241L221 240ZM256 239V240H255ZM255 239H252L253 240V243L251 244V245H254L253 247L258 251V252H260V254L262 255V253H264V238H262L261 240L260 239H258V238H255ZM208 240V241H209ZM218 240V239H217ZM228 240V239H227ZM230 240V239H229ZM228 240V241H229ZM247 240H250V238L249 239H247ZM65 241V240H64ZM228 241H227V244H228ZM232 241V240H231ZM251 241V240H250ZM215 242H216V240H215ZM218 242V241H217ZM234 242H235V240H234ZM248 242V241H247ZM246 242V243H247ZM85 243V242H84ZM120 243V242H119ZM122 243V242H121ZM207 243V242H206ZM210 243V242H209ZM209 243H207V244H209ZM235 243H237V242H235ZM241 243V242H240ZM89 244V243H88ZM197 244H199L200 245V248H199V245H197ZM207 244H206V248H207ZM214 244V243H213ZM219 244V243H218ZM222 244H224V240H222V242H221V244H219L220 245V247H221V245ZM234 244V243H233ZM248 244H250V243H248ZM90 245V244H89ZM111 245V246H110ZM122 245V244H121ZM120 245V246H121ZM211 245H212V243H211ZM215 245V244H214ZM225 245V244H224ZM241 245H242V243H241ZM124 246V245H123ZM210 246V245H209ZM236 246V245H235ZM116 247V246H115ZM118 247V246H117ZM122 247V246H121ZM132 247V246H131ZM211 247V246H210ZM213 247V246H212ZM216 247V246H215ZM217 247H219V246H217ZM223 247H225V246H223ZM223 247H221V249L223 248ZM239 247H241V246H239ZM239 247H238V249H239ZM243 247V246H242ZM120 248V247H119ZM124 248V247H123ZM121 249V250H124V249ZM127 248V247H126ZM234 248V247H233ZM233 248H232V250H233ZM236 248H237V246H236ZM128 249H130V247H128ZM210 249H213V248H208V250L206 249V251L203 253V250H205V249H201V252H202V255L201 256H203L204 255V259H205V262L207 263V264H218L219 263V261H221V260H218V258L215 256L216 254H213L212 253V250H210ZM215 249V248H214ZM228 250H229V247H228ZM242 250V249H241ZM261 250H263V252L261 253ZM53 251V250H52ZM82 251V250H81ZM80 251V252H81ZM85 251V250H84ZM142 252V254H141V256H139L138 254H139V252ZM200 251V250H199ZM215 251H216V249H215ZM219 251V250H218ZM218 251L216 252V253H218ZM221 251H223V249L221 250ZM234 251H235V249H234ZM233 251V252H234ZM201 252H199L200 254H201ZM214 252V251H213ZM229 252V251H228ZM242 252V251H241ZM246 252V251H245ZM82 253H85V252H82ZM81 253V254H82ZM212 253V254H211ZM219 253H220V251H219ZM225 253V252H224ZM235 253V252H234ZM240 253V252H239ZM238 253V254H239ZM250 253V252H249ZM80 254V255H81ZM86 254V253H85ZM85 254H83V255H85ZM226 254H228L227 252H226ZM250 255H251V253H250ZM249 255V256H250ZM259 254H257V252L255 251V255H253V256H256V257H258V259L256 258H253L254 260H253V262L254 263H258L259 264V262H264V261H260V260H264V257H260V256H258ZM264 255V254H263ZM143 256H145V260L142 258ZM200 256V257H201ZM226 257V256H225ZM232 257V256H231ZM234 257H235V255H234ZM41 258V257H40ZM86 258V259H87ZM199 258V257H198ZM202 258V257H201ZM226 258H228V257H226ZM72 259V258H71ZM89 259V260H90ZM203 259V258H202ZM74 260V259H73ZM73 260H72V263L71 264H76V263H74L73 262ZM178 260H180L179 262H178ZM54 261V260H53ZM76 261V260H75ZM184 261L182 260V263L183 264H185L184 263ZM199 261V260H198ZM224 261V260H223ZM222 261V262H223ZM236 261V260H235ZM257 261V262H256ZM88 262V261H87ZM199 262H201V261H199ZM221 262V263H222ZM188 263V262H187ZM77 264H78V262H77ZM223 264H224V262H223Z\"/></svg>",
	"mask_w": 264,
	"mask_h": 264
},
{
	"label": "crops",
	"instance_id": "0c3cea01",
	"mask_svg": "<svg viewBox=\"0 0 264 264\" xmlns=\"http://www.w3.org/2000/svg\"><path fill=\"white\" fill-rule=\"evenodd\" d=\"M83 102H81V101H78V100H76V99H74V98H69V96L68 95H66L65 96V107H61V109H62V112H63V114H62V118L61 119H58L56 122H55V124H54V129L56 130V132H57V134H58V142H59V144H60V148H61V150H62V156H63V163L61 164V166H60V168H59V175H65V176H67V178H74V179H79L80 178V176L81 175H87L88 177H89V180L91 181V180H97L98 178H100V176H101V179H102V182L104 183V186L106 187V188H110V186L109 185H111V188H110V190L112 189V187H113V184H117V186L116 185H114V187L113 188H116L118 191L120 190V191H122V189H123V192H124V190L125 191H129L133 186V188L132 189H135L134 191H136V190H138L139 191V185H142V184H147V182L146 181H148V180H146V174L144 173V171L146 172L147 170H148V172H149V174L150 175H148V178L149 177H155V176H157V173L159 172V171H157L156 170V168H157V165H158V163H159V161H161L160 162V165H165V167L166 166H168L167 164H168V162L166 161V160H168V159H172V158H166V160H165V158H164V156H166V154H168V153H166V152H169V150H167V148L168 147H172L171 149L170 148H168V149H170V152H169V155H167L168 157L170 156V154H171V152L173 153V150H176V149H178L179 150V148H180V146H183V151H184V148H186V145H189L188 143L185 145V143L187 142L186 140H183V138L185 137V135H184V137H183V135L181 134V132H182V130H183V126H184V124L187 126V125H190L191 124V122H196L197 120H202V119H208V118H210V117H214V116H219V115H222L223 114V112L225 111V109L223 108V107H162V109H161V107H157V109L156 108H152V107H131V108H128V109H130V111H128V109H125L126 111L124 112V110H122L123 108H126V107H120L121 109L120 110H118V111H116V110H114V107H96V105H95V103H89L88 105H86L85 103H83ZM52 109H54L55 111H56V109H57V107H51ZM108 110H107V109ZM136 108V109H135ZM144 108V109H143ZM103 109H104V112L106 111L107 113H104L103 112ZM152 109V110H151ZM156 109V110H155ZM101 110V112L102 113H99V111ZM112 110V111H111ZM122 110V111H121ZM143 110V112L142 113H140L141 111ZM150 110V111H149ZM158 110V111H157ZM108 111H110V113L108 112ZM140 111V112H139ZM154 111V112H153ZM156 111V112H155ZM112 112H113V114H112ZM134 112V114L133 115H131L132 113ZM229 112V111H228ZM126 113V114H125ZM131 113V114H130ZM110 114V115H109ZM127 114H129V115H127ZM116 115V116H115ZM127 115V117H124V116H126ZM111 116H113V117H111ZM124 117V118H123ZM183 125V126H180V125ZM173 126H175V127H173ZM179 127V129H178V127ZM186 126H184V127H186ZM189 127V126H188ZM166 128V129H165ZM172 128V130H170ZM175 129H178V130H180L179 131V133L177 132L176 133V131H175ZM108 130H112V131H110L111 133H113V135L111 134L110 135V132L108 133L107 131ZM116 130H117V132H116ZM120 130V132H118ZM162 130V131H161ZM169 130V131H168ZM174 130V131H173ZM103 131H104V133H103ZM152 131V132H151ZM172 132V134H171V136H170V133ZM102 132L103 134H100V133ZM131 132H132V134H131ZM161 132H164L163 133V138H162V135H160L161 134ZM167 132H169V133H167ZM173 132H174V134L176 135L175 137H176V139L175 140H177L178 138L180 139V142L181 143H179V145L177 144V146H179L178 148H175V147H177L176 146V144L174 145V143H177L175 140H174V138L172 139L171 137H173L174 136V134H173ZM95 133H97L99 136H101V135H107L108 137H106L107 138V141L109 140V136H110V138L111 137H113L114 136V134L115 135H118L117 136V138H115V139H110L109 141L110 142H108L109 144H104V142H103V139H104V141L106 140V138L104 137V136H102V145H100V143L98 144V141H101L100 139H101V137L100 138H93L94 137V134ZM122 133L124 134V133H127V134H125V135H129L128 137H126V136H124V135H122ZM165 133H167L168 135H166ZM97 134H95L96 135V137H97ZM137 134V135H136ZM183 134H184V131H183ZM143 135V136H142ZM166 135V136H165ZM173 135V136H172ZM161 136V137H160ZM177 136H180V137H177ZM91 137H92V139H91ZM116 137V136H115ZM125 137H126V144H127V147L129 146L130 147V150H129V147L127 148L129 151H131V152H129V151H126V146L125 147H123L124 145H122V144H124L125 143ZM144 137V138H143ZM154 137H156L155 139H153ZM159 137H160V139H166L165 141H160L159 140ZM166 137H168V138H166ZM120 138V139H119ZM124 138V139H123ZM130 138H132V139H130ZM149 138V139H148ZM182 138V139H181ZM86 139H88L89 141H88V143H87V141H86ZM117 139V140H116ZM123 139V141L124 142H122L121 140ZM128 139V140H127ZM130 139V140H129ZM148 139V140H147ZM158 139V140H157ZM171 139L172 140H174L173 142H171L170 143V141H171ZM179 139H178V141H179ZM185 139H187V138H185ZM85 140V141H84ZM91 140H94V142H92ZM113 140H115V142L113 141ZM120 140V141H119ZM141 140V141H140ZM147 140V141H146ZM168 140H170L169 142H168ZM95 141H97V142H95ZM130 141V142H129ZM143 141V142H142ZM146 141V142H145ZM149 141V142H148ZM154 141V142H153ZM157 141V142H156ZM158 141H160V143H158ZM185 141V142H184ZM94 143V144H92V145H89L88 146V144H91V143ZM106 142V141H105ZM115 143V146H114V143ZM121 143V145L120 144H118L117 145V143ZM142 142V143H141ZM152 142L154 143V146H155V144H157L158 143V146H156V147H160V145H161V147L164 149L165 148V155H164V151H163V155L161 154V152L160 151H162V149L160 150L159 148H156V147H153L152 145ZM164 142V143H163ZM80 143H86L87 144V155H88V153L89 152H91V153H89V154H92V157L94 156H96V153H97V151L99 152L98 153V156H100L101 154V156H104L105 157V161H101V160H103V157H102V159H100L101 157H99V159H100V162L101 163H103L104 162V164L103 165H101L102 167L99 169V167H97L96 166V169H95V166H94V168L93 167H91V164H89L90 165V167H91V169L92 170H94V173H93V171H92V173H90L91 172V170L89 169V167H88V169L90 170L89 172H88V170H86V169H82V168H80L77 164H74V163H72V162H74V159L75 158H73L74 157V153H72L73 151H74V147H76L75 145H77V144H80ZM144 143H146V144H144ZM162 143L163 144H165V145H163L162 146ZM167 143H169V144H167ZM184 144V145H181V144ZM97 144V145H96ZM110 144H113L112 145V149L111 150H114L113 148L115 147V150L117 151V150H119V153L118 152H116V156H115V154H114V152H115V150H114V152H111V153H113V157L115 156L117 159H118V157H119V159H123V157L124 158H126V159H128L127 158V156L129 155L130 157H129V160H126L127 162H130V163H125V159L123 160V161H120L119 159H118V161L117 160H113V157H108L109 155L108 154H106V152H105V155H103V151L105 150L106 151V149H105V147L107 148H109V147H111L110 146ZM125 144V145H126ZM144 145V147H141V146H143ZM148 144H149V146H148ZM152 144V145H151ZM160 144V145H159ZM68 145H71V149H70V152H69V150H68ZM95 146V147H93L94 148V151H93V148H92V146ZM104 145H106L105 147H103V149H101V147H99V146H104ZM108 145V146H107ZM116 145H117V147H116ZM120 145V146H119ZM147 145V146H146ZM151 145V146H150ZM172 145H174V146H172ZM123 148H122V147ZM134 146V147H133ZM138 148H137V147ZM118 147H119V149H118ZM149 147V148H148ZM151 147H153V150H154V152H155V154H156V152L158 151V150H160L159 152H160V156L162 155L163 157L161 158L160 157V160L158 159L159 157V155L157 156V154H156V156H157V158L156 157H153L152 155H155L153 152H151V153H153V154H151L150 153V150L151 151H153L152 150V148ZM160 147V148H161ZM167 147V148H166ZM173 147H174V149H173ZM91 148H92V150H91ZM122 148V149H121ZM124 148H125V150H124ZM142 150H141V149ZM154 148H156V149H154ZM100 151H99V150ZM110 149V148H109ZM132 149H134V150H132ZM138 149H140V150H138ZM143 149H144V152H141V151H143ZM173 149V150H172ZM71 150H73V151H71ZM108 150V149H107ZM110 150V151H111ZM126 151V155L127 156H124L125 155V152L124 151ZM135 150H137L136 152H135ZM156 150V151H155ZM172 150V151H171ZM120 151H123V153H121ZM141 153H140V152ZM148 151V154L150 155H148V154H146V152ZM180 152L182 151L181 149L179 150ZM182 151V152H183ZM95 152V153H94ZM102 152V153H101ZM108 152H109V150H108ZM107 152V153H108ZM127 152L129 153V154H127ZM175 152V151H174ZM179 152V155H178V153H177V157H179V158H184V157H186V155L184 156L183 154L185 153V151H184V153L182 154V152L180 153ZM71 153H72V156L70 157V155H71ZM132 153H133V155H132ZM142 153H144V154H142ZM158 153V152H157ZM93 154H95V155H93ZM109 154H110V152H109ZM120 156H119V155ZM123 154V155H122ZM140 154H142V155H140ZM159 154V153H158ZM182 156H184V157H180L181 155ZM106 155H107V157L109 158H107L108 160H113V164L112 163H106V162H108V161H106L107 159H106ZM112 155V154H111ZM121 155L123 156V157H121ZM149 157H151L150 159H149V162H147L148 161V156ZM171 155H176V153L175 154H171ZM89 157L88 158H90V159H92L90 156L91 155H88ZM98 156H96V158L98 157ZM148 157L147 159H145V158H143V157ZM166 156V157H167ZM174 156H170V157H173L174 158ZM93 157V158H94ZM142 157V158H141ZM152 157H153V160H157L158 162L157 163H154L155 161H153L152 160ZM72 158V159H71ZM116 158H114V159H116ZM156 158V159H155ZM164 158V159H163ZM69 161H68V160ZM95 159V158H94ZM121 159V160H122ZM147 160V161H143V160ZM164 160L163 161V163H162V160ZM71 160V161H70ZM73 160V161H72ZM89 160V159H88ZM137 160H138V162H137ZM142 161L144 164H146V166L142 163V162H140V161ZM91 160H89V162H90ZM114 161H117V162H114ZM119 161H120V163L121 162H123L124 164H127V165H124L123 163H121V165H124L123 167L122 166H120V165H116L117 163H119ZM134 161H136V162H134ZM69 163H71L72 165H70ZM90 163H92V162H90ZM119 163V164H120ZM140 165L141 163V166H139L138 164ZM154 163V164H153ZM166 163V164H165ZM95 164H96V162H95ZM94 164V165H95ZM130 164V165H129ZM138 165L137 167H141V168H136V166H134V165ZM153 166V167H149V166H151V165ZM155 164H157V165H155ZM75 165V166H74ZM104 165H105V167L107 166V165H109V168L110 169H108L107 167V170H103V169H106L105 167H104ZM132 168V170H131V168L129 167V166ZM131 165H133V166H131ZM149 165V166H148ZM155 165V166H154ZM159 165V166H160ZM162 165V166H163ZM116 167L117 169H119V170H124V175L122 174V172L121 171H118V172H120L121 173V175H119L120 173H116L117 175H119V176H113V174L115 173V172H113V174H111L110 172H112V171H115V170H113V168H111V167ZM125 166H128V167H125ZM145 166V168L147 169V170H143L144 167ZM72 167H77V168H72ZM125 167V168H124ZM80 168V169H79ZM126 168H127V170H129V171H127L126 170ZM129 168V169H128ZM154 172V174L152 175L151 173V170ZM152 168H154V170L152 169ZM134 169L136 170V172H134ZM138 169H139V171H138ZM159 169V168H158ZM165 169V168H164ZM83 170H86V171H83ZM100 172H102V170H103V172H105V176H104V174H103V176L102 175H100V176H98V173H99V171ZM131 170V171H130ZM141 170H143L142 172L145 174V176H144V174H142V172H140ZM160 170V169H159ZM168 169H165V172L167 171ZM98 171V172H97ZM108 171H110V172H108ZM117 171V170H116ZM138 171V172H137ZM157 171V172H156ZM102 172V173H103ZM106 172H108V173H110V176H109V174L108 173H106ZM132 172V173H131ZM168 172V171H167ZM97 173V174H96ZM101 173V174H102ZM156 173V174H155ZM160 173V172H159ZM100 174V173H99ZM106 174H107V176H109V177H106ZM128 174V175H127ZM130 174V175H129ZM136 174V175H135ZM97 175V176H96ZM115 175V174H114ZM137 175H139V176H137ZM159 175V174H158ZM143 178H142V177ZM147 178V179H148ZM104 179V180H103ZM150 180H151V178H149ZM153 180H154V178H152ZM141 181V182H140ZM136 182H139L138 184L136 183ZM154 182H158V179H157V181H155L154 180ZM118 183H120L119 185H118ZM148 183H149V185H156L157 187H159V188H161L162 186H159V184L157 183H151L150 181H148ZM168 182H166V185L167 186H165L166 188H164V186L161 188V190L160 191H162L163 193H167V194H169L170 193V191H171V189H169V188H172V187H170V186H172V185H170V184H167ZM109 184V185H108ZM128 185V186H127ZM131 185V186H130ZM148 185V184H147ZM169 185V186H168ZM116 186V187H115ZM119 186V187H118ZM127 186V187H126ZM124 187V188H123ZM119 188H121V189H119ZM128 188H130V189H128ZM137 188V189H136ZM168 188V189H167ZM116 189H114V190H116ZM128 189V190H127ZM149 190H151V189H148V191ZM167 190H169V192L167 191ZM130 191H133V190H130ZM147 191V190H146ZM146 191L144 192L145 194L143 195V193L142 192H140V196L138 197V198H140L141 197V193H142V196H144V197H141V198H143V200H145L144 198H146V200H147V198H149V201L150 202H153L154 203V201H157V202H155V203H162L163 201H161L159 198V196L157 197L156 195V193H155V190L153 191V189H152V191L151 192H154V193H152V194H154L153 196H155L156 198H158V200L156 199L155 200V198H153L152 200H151V192L149 193V195H148V193L146 194ZM165 191V192H164ZM137 192V191H136ZM112 194H116V192L114 191V192H111ZM202 193V192H201ZM117 194L118 195H116V197L117 196H119V193L117 192ZM156 194V195H155ZM200 194V193H199ZM146 195H148L147 197H145ZM191 193H190V197H189V194L187 193V196H186V198L187 199H185L186 201H188V203H186L185 202V200H183L182 201V203L183 204H189V206H190V203L189 202H191V200H190V198H191ZM202 196L204 197V196H206V195H204L203 193H202ZM115 197V196H114ZM140 198V201L142 200ZM162 198V197H161ZM145 200V201H146ZM148 201V200H147ZM148 201V202H149ZM158 201H160V202H158ZM191 204H194V203H191ZM196 204H198V203H196ZM195 205V204H194ZM193 206V205H192Z\"/></svg>",
	"mask_w": 264,
	"mask_h": 264
}]
</instances>
